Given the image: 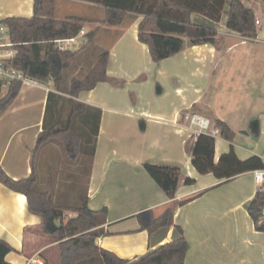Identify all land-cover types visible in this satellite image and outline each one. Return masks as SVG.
Instances as JSON below:
<instances>
[{
  "label": "crops",
  "instance_id": "1",
  "mask_svg": "<svg viewBox=\"0 0 264 264\" xmlns=\"http://www.w3.org/2000/svg\"><path fill=\"white\" fill-rule=\"evenodd\" d=\"M34 2L0 0V20L32 17ZM69 16L87 19L86 33L100 28L79 55L81 67L94 64L103 51H109L110 80L77 97L102 112L91 172L88 163L86 174L89 207L108 209L104 228L109 234L98 237L97 244L132 259L176 238L175 225H179L189 243L185 264H264V231L257 229L247 209L258 192L254 171L225 183L212 173H199L189 150L200 130L185 118L186 114L211 122L220 118L235 131L232 141L216 137V161L231 145L241 159L264 154V12L258 9L256 37L244 39L230 31L223 17L215 43L188 45L161 61H155L148 45L139 39L141 16L107 25L102 22V6L58 0L57 18ZM193 20L209 23L200 14H194ZM52 88V82L26 81L0 114V164L15 179L33 172V151ZM8 90L6 83L0 98ZM45 147L50 153L44 172L53 166V151L65 153L58 143L49 141L40 147L36 166ZM147 162L178 166L183 177L195 182L183 180L175 199H170L145 169ZM51 171L48 176L45 172L44 186L53 183ZM184 200L188 202L176 209L171 226L152 234L140 229L139 212L153 209L160 214ZM0 238L14 247L6 256L11 264H31L33 257H41L45 264H60L58 246L43 232L41 219L29 212L26 195L1 181Z\"/></svg>",
  "mask_w": 264,
  "mask_h": 264
},
{
  "label": "trees",
  "instance_id": "2",
  "mask_svg": "<svg viewBox=\"0 0 264 264\" xmlns=\"http://www.w3.org/2000/svg\"><path fill=\"white\" fill-rule=\"evenodd\" d=\"M32 17L10 16L0 20L17 50L10 64L21 69L30 79L47 85L52 82L49 91L43 130L33 151V172L21 179L11 177L0 164V181L11 190L23 193L27 197L29 212L42 221V229L51 242L59 249L60 264H185L189 243L181 226L175 225L178 236L148 252L132 259L123 258L115 252L100 247L97 238L109 234L104 228L108 209L89 207L87 191L75 203L57 201L55 192L41 187L36 166V155L40 147L52 141L58 143L66 155L74 161L82 158L89 160L91 172L95 155L97 136L101 119V109L77 100L79 93L93 89L98 82L110 80L107 74L109 51H103L96 62L89 66L83 76L81 71L71 76L69 87L65 84V72L78 62L81 52L88 47L99 33V27L86 33V44L80 48L61 50L55 46L57 39L69 38L81 31L87 19L78 16L57 18L58 0H34ZM104 8L107 25L122 24L127 18L141 16L139 39L148 45L152 58L161 61L188 45L215 43L218 35L217 24L226 13V27L243 36L256 37L258 9L264 12V0H83ZM229 7L225 10L226 4ZM194 14H200L209 23L193 20ZM78 63H76L77 65ZM6 82L0 80L1 89ZM23 82H9L7 94L0 98V114L16 98ZM214 127L220 129V136L233 140L235 131L229 124L215 118ZM216 137L198 132L190 149L193 166L201 174L212 173L224 183L250 171L264 167L259 155L241 159L233 145L215 160ZM74 152V153H73ZM72 153V154H71ZM145 169L170 199H175L177 189L184 180L193 184L195 179L183 177L181 168L173 165L145 163ZM54 186V176H53ZM188 202H175L162 213L146 209L136 216L140 229L150 234L171 226L176 209ZM264 205V191H258L247 204V209L257 224L261 207ZM75 213L69 216V213ZM57 221V222H56ZM264 231V226L256 225ZM14 247L0 238V264H11L7 254Z\"/></svg>",
  "mask_w": 264,
  "mask_h": 264
},
{
  "label": "rangeland",
  "instance_id": "3",
  "mask_svg": "<svg viewBox=\"0 0 264 264\" xmlns=\"http://www.w3.org/2000/svg\"><path fill=\"white\" fill-rule=\"evenodd\" d=\"M228 7H229V3L226 4L225 10H227ZM224 17H226V13L224 14ZM4 31H5L4 36L5 39L7 40L9 38L8 33L6 29ZM76 63L77 61H75L66 70L65 82L70 83V78H71V74H73V71H77L78 69H80L79 71H81V74L79 75L83 76L89 68V65L85 67L82 65L81 67L80 64L76 65ZM56 151L57 152L53 151L52 154L53 160H51V162H53V166H51V168L45 169L46 175L48 176L50 170L53 168V172L51 171V173H53V175L55 176L54 186L53 184L47 185V183L45 186L43 185V182L46 180L44 168L47 163L45 164V160H46L45 158H46V154L50 153L49 148L45 147L41 151V154L37 159L40 185L45 189H49L52 193L54 191L57 201L61 203L75 204L80 200V198H82V195L86 190V179H87L86 174H87V165L89 163V160L88 158H82L81 161H74L70 156L66 155L59 149ZM68 215L71 217L74 216L75 213L71 212Z\"/></svg>",
  "mask_w": 264,
  "mask_h": 264
},
{
  "label": "built area",
  "instance_id": "4",
  "mask_svg": "<svg viewBox=\"0 0 264 264\" xmlns=\"http://www.w3.org/2000/svg\"><path fill=\"white\" fill-rule=\"evenodd\" d=\"M256 23L258 25L260 24V20L258 18L256 19ZM5 29L6 28L4 26L0 25V80L6 83H9L10 81L15 79L21 80L23 83L26 81H34L27 77L21 69L10 64V60L16 56L17 50L15 49L14 44L9 38L7 40L5 39ZM85 35L86 31L82 29L81 31L75 33L73 36L69 38L57 39L54 41V43L55 46L61 50H75L86 44L87 39ZM239 36L243 37L244 39H250L249 37L243 36L241 34ZM185 118L190 120L192 123L197 124L200 132L209 133L215 137L220 136V129L218 127H214L210 119L201 117L197 114H186ZM261 157L264 161V154ZM254 176L258 186V191H264V167L254 170ZM257 224L264 226V205L260 209ZM257 224L255 223V225ZM30 263L45 264V261L41 257H33L30 260Z\"/></svg>",
  "mask_w": 264,
  "mask_h": 264
},
{
  "label": "water",
  "instance_id": "5",
  "mask_svg": "<svg viewBox=\"0 0 264 264\" xmlns=\"http://www.w3.org/2000/svg\"><path fill=\"white\" fill-rule=\"evenodd\" d=\"M57 222V221H56Z\"/></svg>",
  "mask_w": 264,
  "mask_h": 264
}]
</instances>
